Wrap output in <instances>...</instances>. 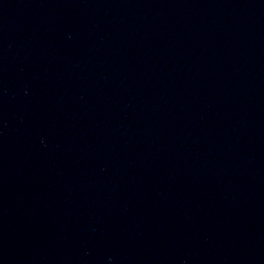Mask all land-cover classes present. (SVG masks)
<instances>
[{"label":"water","instance_id":"95a60500","mask_svg":"<svg viewBox=\"0 0 264 264\" xmlns=\"http://www.w3.org/2000/svg\"><path fill=\"white\" fill-rule=\"evenodd\" d=\"M0 264H264V0H0Z\"/></svg>","mask_w":264,"mask_h":264}]
</instances>
